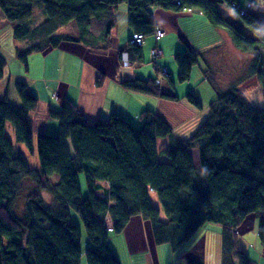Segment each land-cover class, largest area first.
<instances>
[{
  "label": "trees",
  "instance_id": "16d2710c",
  "mask_svg": "<svg viewBox=\"0 0 264 264\" xmlns=\"http://www.w3.org/2000/svg\"><path fill=\"white\" fill-rule=\"evenodd\" d=\"M179 1L182 6L174 0H0V11L10 24H16L14 36L27 44L17 58L28 72L30 57L67 43L107 54L121 4L128 8L129 29L145 38L156 29L155 10H196L206 15L211 25L227 27L241 51L257 55L255 76L264 84V17L243 14L245 8L238 0ZM219 4L230 6L240 21L220 14ZM256 6L261 9L259 2ZM38 9L45 13V19L32 23ZM92 18L107 21L98 36L91 31ZM69 25L76 34L64 32ZM142 46L129 42L120 49V61L126 50L134 65L142 63ZM199 55L196 49H187L175 56L180 83L190 80ZM7 67L0 56V81L5 79ZM155 80H123L121 86L130 93L171 102L180 100L173 89L164 91ZM11 81L4 97H0V264H81L84 255L87 264H120L109 242L110 226L115 235L121 234L139 215L154 247L170 244L177 250L204 227L215 224L221 227L224 264H251L240 248L239 229L250 214H255L259 219V241L264 247V107L250 106L236 90L219 94L209 105L208 118L196 125L189 140L178 149L161 152L167 157L162 162L157 140L172 135L174 129L158 113L145 109L141 126L131 125L116 111L89 125L74 102L67 99L59 110L48 107V116L57 122L58 131L37 136L40 167L33 169L17 153L16 144L35 152L33 115L40 111L41 100L35 85L25 77ZM104 81L102 74L98 86ZM12 88L19 98L18 105L10 101ZM185 100L202 110L193 92ZM193 149L200 156L199 170L194 165ZM83 174L89 191L86 196L79 178ZM55 175L58 184L50 182ZM43 180L48 183L43 185ZM105 182L109 190L106 197L100 198L96 192ZM27 188L31 190L26 195L24 216L19 217L16 202ZM150 191L160 199V209L152 205ZM71 212L84 223L86 247L91 245L85 253L84 235L73 223ZM162 212L166 220L161 219ZM237 253L236 263L233 257ZM185 259L187 264H204L198 255Z\"/></svg>",
  "mask_w": 264,
  "mask_h": 264
},
{
  "label": "crops",
  "instance_id": "0c3cea01",
  "mask_svg": "<svg viewBox=\"0 0 264 264\" xmlns=\"http://www.w3.org/2000/svg\"><path fill=\"white\" fill-rule=\"evenodd\" d=\"M257 1L259 3L263 2V0H238L240 6L243 8H246L251 2H254L255 5H257ZM225 5H218L219 13L231 21H240L239 16L235 18L237 14L230 12L227 9H223ZM118 8H121L122 14L119 15L118 9L116 14L117 27L114 29L115 31L111 38V48L107 54L91 52L89 48L87 49L79 43H67L54 49L55 52L47 51L46 53L38 54L29 58L28 72L23 69L21 75H13L16 77H25V79H27L32 85L34 84L37 96L40 97L41 109L38 114L33 115V119H35V131L38 127V121L51 119L48 116V107L51 106L59 110L62 108L61 106L63 105V102L67 99L74 102L78 110L86 117V122L89 125L93 124L97 116L107 118L110 116L111 112L116 111L125 117L131 125L140 126V117L142 113L145 109H150L154 113H158L165 122L169 123L176 133L164 138L165 140H163L162 147L160 146V139L157 140L159 155H162V151L171 148L169 142L171 143L172 140H174L176 145H178V142H181L183 145L185 141L189 140L192 135L191 132L196 128V125H199L208 118L210 113L209 105L214 102L221 93L236 90L241 93L250 106L264 107V84L259 82L257 76H255V59H258L257 55L253 52L246 53L241 51L236 45H234L233 37L227 27L211 25L205 15L202 16L196 12H171L163 9L155 10V24L157 27L163 28L166 33L160 41L153 37L154 35L145 38V44L141 49L143 50V61L142 63L135 65L131 74L128 73L123 68L119 55L120 49L129 45L134 33L128 26V8L125 4L119 5ZM250 13H254L257 16L259 15V17L262 18L264 17V8L262 7L259 9L257 6H254ZM33 18L35 23H42L45 19V13L42 12L41 9H38L35 11ZM91 20V31L95 36L100 35L106 27L107 21L95 18H92ZM99 24L101 25L99 26ZM64 32H70L72 34L77 33L73 25L67 26ZM247 34L250 33L247 32ZM18 44L22 43L18 41ZM25 45L27 46V44ZM156 47L162 50L163 60L161 61V65L168 70V76H160L152 65L153 60L151 54ZM13 49H15V47ZM187 49H196L199 52L200 55L198 57L199 60L197 65L202 72L205 70L206 78L201 77L199 80L201 85L199 89L202 92L201 95L193 90L195 97L201 101L202 110L195 109L188 101H182L180 99L179 101L171 102L166 99L152 98L147 95L130 93L121 86L123 80H147L150 78H158L161 81V87L164 91L173 89L172 91L175 93L178 88L186 90V88H183L181 83L176 80L178 74L177 69L175 76H173L172 72L175 69H172V67L176 60L175 56L185 53ZM49 53H54L57 57L56 60L59 59V61H61L59 64L60 69L58 68L54 73L53 79L44 78V75L47 76L46 64H44L45 66L43 68H40L38 75L35 74L38 76L36 80L31 79L29 76H25V72H30V62L35 59V57L46 58ZM3 56L6 59L8 66L5 70L6 76L10 73L9 65L16 64V62L19 61L17 55L6 53ZM56 62L57 61H53L51 64L49 63V65L54 68ZM85 63L88 64V66H90L99 76L104 74L105 81L101 86L102 88L107 84V80L112 83V90L114 93L110 95L107 93L99 94L96 91H92L90 94L85 93V95L90 98L87 104L90 106L93 105L92 107L97 113H99L97 116L96 112L95 114L88 116L86 112L82 110L80 105L82 103L83 92H81L77 99L75 95L78 87L81 66ZM170 67L172 71L170 70ZM3 82L4 83H0V97H4L6 89L8 91L7 87L9 82H6L5 79ZM101 87L97 86V89L101 90ZM103 91H106V89ZM13 92L16 95L14 103L18 105L19 98L15 89H12L11 93ZM175 94L177 95L178 91ZM117 97H119L120 100H118ZM10 101H12V98H10ZM164 114L166 117H164ZM50 121L51 122L48 121L47 123L50 129H46L42 132L55 134L58 131V124L53 119ZM193 151L197 154L196 156L193 154ZM191 153L194 157V165H196L197 170H199L201 164L197 149H193ZM162 156H160L159 159L160 161L165 162L167 157L165 155ZM100 187V191H97L96 194L98 197L104 198L109 190V183H100ZM150 199L155 208H161L160 199L155 192L150 191ZM47 201L51 203L52 200L50 196H47ZM24 210L25 207L24 209H19V211L16 208L17 215H19V217L24 216ZM161 219L166 220L163 212L161 214ZM107 222H109V225H112L110 218H108ZM129 226L130 225L127 226V229ZM111 227L112 226H110L109 230V233H111L109 242L112 244V249L120 264H187L185 259L187 256L185 257V255L189 252H185L180 257H176V254L170 251L171 248L169 246L161 245V248H157L152 245L145 221L142 222L141 220V227L144 233V243L138 242L134 236L128 235L126 231H122L123 233L115 235ZM240 233L243 236L246 234L245 231L242 233L241 230ZM207 240V236L205 234L202 235L199 237V240L194 247L201 246L204 250ZM220 240L222 241L221 238ZM160 251H163L164 253L161 254ZM202 256L204 257V254H202ZM233 259L236 263L238 262V253ZM81 264H87L85 255L81 260Z\"/></svg>",
  "mask_w": 264,
  "mask_h": 264
},
{
  "label": "rangeland",
  "instance_id": "374dc122",
  "mask_svg": "<svg viewBox=\"0 0 264 264\" xmlns=\"http://www.w3.org/2000/svg\"><path fill=\"white\" fill-rule=\"evenodd\" d=\"M211 1H214V0H211ZM215 1H218V0H215ZM256 3H258V1ZM260 4H261L260 7L264 8V0ZM249 5H251L250 10L253 9L254 6H256L254 2L249 3L247 6H249ZM223 9L224 10L227 9L228 11L235 13V11L228 5H225L223 7ZM194 12L204 16V14L199 12V11L194 10ZM121 14H122V10L120 8L119 9V15H121ZM235 14H237V13H235ZM237 16H238V14L236 15L235 18H237ZM206 19L209 21L207 16H206ZM32 23H35L34 22V18L32 19ZM209 23H210V21H209ZM100 25L101 24H99V26ZM15 26H16V24L15 23L10 24L8 22V20L5 18L4 13H2V11H0V56H2V57H4L3 55L6 54V53L18 56V54L20 52H23L25 47H26L25 44H23L21 41H19L14 36L13 30H14ZM104 29H103V31H104ZM248 36L252 37V35H248ZM18 41L20 43H22L23 45L22 44H18ZM14 47H15V49H13ZM48 51L55 52L54 49H51V50H48ZM124 53H128V52L126 50H124L121 53V61H122L123 68L128 73H132L133 72L132 70L135 67V65L131 61L132 69L131 70H127V68L125 66V63L123 61ZM39 54H43V53H39ZM35 55H38V54H35ZM261 55H262V57H261L262 61H264V45H262V53H261ZM5 57H7V56H5ZM56 59H57V57L54 55V53H49L46 56V58H44V57H35V59H33L30 62V65H31L30 72L29 73L25 72V76H29L31 79L36 80V78L38 76H36L35 74L38 75L39 72H40V68H43L45 66L44 64H46L47 65V76L44 75V78L53 79L54 78V73L58 70V68L60 69L59 64L61 63V61H59V59L58 60H56ZM53 61H57L55 63L56 66L54 68H53V66L49 65V63L51 64V62H53ZM129 61H130V57H129ZM9 69H10V73L5 76V81L6 82H9L12 79H14L16 76H13V75H15V74L21 75L22 72H23L24 66L19 64V62H16V64H10L9 65ZM172 69H175L172 72L173 76H175L176 69L178 70V74H177V77H176V80H178V75H179L180 69H179V66H178V63H177L176 60H175V63H174V66L172 67ZM172 69L170 67L171 71H172ZM193 69H194L193 70L194 72H192L190 80L186 81V83H181V86L183 88H186V90L185 89L183 90L181 88L177 89V91H178L177 96L182 101H186L185 97L190 92L194 93L193 90H195L198 94L200 93V95L202 93L201 90L199 89V87L201 86L199 80H200L201 77L206 78L205 70L202 72L200 70V68L198 67V65H196ZM166 76H168V75H166ZM99 78H100V76L98 74H96L93 71V69H91V67L88 66V64L85 63L84 65L81 66L80 76H79V81H78V87L76 89L75 95H76V99H77V97L80 96L81 92H83V94H82L83 95L82 96V103H81L80 106H81L82 110L84 112H86V114L88 116H91V115L95 114V112H96V116H97V115H99V113H97V111H95V109L92 107L93 105L90 106V105L87 104V102L89 101L90 98H88L85 95V93L90 94V93H92V91L93 92L96 91L99 94H101V93L106 94L107 93L108 95L114 93L113 90H112V83L109 80H107V82H106L107 84L105 85L104 88L101 87L102 88V89L100 88L101 90L97 89V86H98L97 85V81H98ZM128 78H130V77H128ZM157 80H159V79L156 78L155 81H157ZM178 82H179V80H178ZM0 83H4V82L0 81ZM157 83H158V81H157ZM12 89H14V88H12ZM12 89L10 90V93L12 92ZM105 89H106V91H103ZM5 92H7V89L5 90ZM15 96L16 95H15L14 92L11 93L10 98H12V103H14V101L16 99ZM117 99L120 100L119 97H117ZM91 107H92V109H91ZM89 109H91V110H89ZM164 117H166L165 114H164ZM99 118H101V117L97 116L95 118L94 122L96 120H98ZM50 120L51 119H49V120L47 119L45 121H43V120L38 121V127L36 128V132L34 134V140H35V146H34V151L35 152L34 153H32L31 151H28L26 146H24L23 144H18V145L16 144L17 153L22 154L27 159V161L29 162L31 168H33V169H39V167H40V161L38 160V150H37V136H39V134L42 133V131H44L46 129H48V130L50 129V127L47 124L48 121L51 122ZM10 130H12V132H14L13 127H11ZM12 134L13 133H11V137L14 138ZM174 134H176L175 130L172 133V135H174ZM172 135H170V136H172ZM163 140H165V139L161 138L160 141H159L161 147H162ZM169 144H170V147H171L170 149H176V148H178V147H180L182 145L181 142H178V145H176L174 140H172L171 143L169 142ZM193 154L195 156L197 155V154H195L194 151H193ZM159 156H162V155H159ZM166 160H167V158H166ZM79 178H80V181H81L82 194H83V196L84 195L86 196V195L89 194L87 180H85V175L84 174L80 175ZM50 182H53V184H58L60 181H59L58 176L55 175L54 177H52V179H50ZM47 183L48 182H46V180H45L43 182V185L47 184ZM30 190H31V188H27V191L23 190V192L20 193L21 195H20V197L18 198V200L16 202V208L18 209V211H19V209L20 210L24 209L26 195H28V192ZM41 193H42V196L44 197L45 191H42ZM71 213H72V221H73V223H76L80 227L81 234L84 235L83 244H84L85 247L83 248V250H84V253H85L87 251V249L91 245L86 247L87 246L86 243H88V238H87V234H86V229H85L84 223H82L81 217L77 213H73V212H71ZM141 220H142V222H144V220H143L141 215L134 216L130 220V223L128 224V225H130L129 228L127 229V227H126L123 231H126L128 233V235L134 236L138 242L144 243L143 242L144 233H143L142 227H141ZM258 224H259V219L257 218V215L250 214L246 218V220L243 222V224L240 226V229H239V234H240V237L242 238V243H241L240 248L244 252L245 256L250 259L251 264H264V247L260 244V241H259ZM220 228L221 227H219V226H217L215 224L214 225H208L207 228L204 227L203 230L199 231L193 237V240L183 244V246H181L177 250H173L170 244H162V245L169 246L171 248L170 251L175 253L176 257H180L181 255H183V253L189 252V253H187L185 255V257L189 256V255H192V256H194V255L197 256L198 255L203 260L204 264H220V263L224 264V262H223L224 250L222 249L223 238H222V235H221V232H220L221 231ZM240 230L242 231V233L245 231L246 234L243 236L240 233ZM204 234L207 236V239H208L207 240V244L204 247V250H203V248L201 246H198V247L195 248L194 246L198 242L199 237H201ZM243 237H245V238H243ZM220 238L222 239V241L220 240ZM157 248H161V246H158ZM160 253L163 254L164 252L160 251ZM202 254H204V257L202 256Z\"/></svg>",
  "mask_w": 264,
  "mask_h": 264
},
{
  "label": "built area",
  "instance_id": "2783aa9c",
  "mask_svg": "<svg viewBox=\"0 0 264 264\" xmlns=\"http://www.w3.org/2000/svg\"><path fill=\"white\" fill-rule=\"evenodd\" d=\"M204 1L205 0H203V2ZM174 2L176 3V5L182 6L180 4L179 0H174ZM250 7H251V5L247 6L245 9H243V14H247L250 11ZM183 11L190 12V13L194 12V10L187 9V8H184ZM155 28L156 29H155L153 35H154L155 38H157L158 41H160L161 39H163V36L165 35L166 32H165V30L163 28H160V27H157V26ZM131 39H132L131 42L134 43L137 46H142L145 43V40H146L145 36L143 34H135V35H133V37ZM151 55H152L154 69L157 70L158 74L160 76H163V77L168 75V70L166 69V67L163 68L162 65H161V61L163 60L162 59L163 58L162 50L159 49L158 47H156V48L153 49ZM123 61L125 63V66H126L127 70H131L132 69V63H131V61H129V54L128 53H124ZM157 81H158V84L161 85L160 79L157 80Z\"/></svg>",
  "mask_w": 264,
  "mask_h": 264
}]
</instances>
